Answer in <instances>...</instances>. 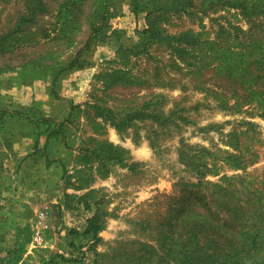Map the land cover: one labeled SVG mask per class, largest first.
I'll return each instance as SVG.
<instances>
[{
  "label": "rangeland",
  "instance_id": "1",
  "mask_svg": "<svg viewBox=\"0 0 264 264\" xmlns=\"http://www.w3.org/2000/svg\"><path fill=\"white\" fill-rule=\"evenodd\" d=\"M0 264H264V0H0Z\"/></svg>",
  "mask_w": 264,
  "mask_h": 264
},
{
  "label": "trees",
  "instance_id": "2",
  "mask_svg": "<svg viewBox=\"0 0 264 264\" xmlns=\"http://www.w3.org/2000/svg\"><path fill=\"white\" fill-rule=\"evenodd\" d=\"M203 199H204V197L194 196V198L192 200H190V201H187L188 203H186L185 205H186V207H188L190 209V211L197 213L201 217H208L211 214H208V213L205 212L206 207L204 206V203L202 205V202H203L202 200ZM200 207H202L203 209L200 210L199 209ZM205 220L211 222L210 219H206L205 218ZM228 230L229 231L233 230V227H228V228L226 227V230L223 229V230H220V232L223 233V234H226V233H228Z\"/></svg>",
  "mask_w": 264,
  "mask_h": 264
}]
</instances>
